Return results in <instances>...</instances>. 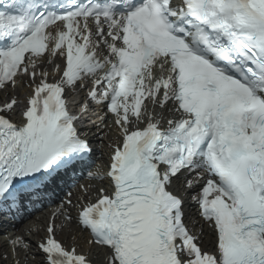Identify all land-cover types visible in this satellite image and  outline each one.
Here are the masks:
<instances>
[{"label":"snow or ice","instance_id":"1","mask_svg":"<svg viewBox=\"0 0 264 264\" xmlns=\"http://www.w3.org/2000/svg\"><path fill=\"white\" fill-rule=\"evenodd\" d=\"M0 264H264V0H0Z\"/></svg>","mask_w":264,"mask_h":264}]
</instances>
